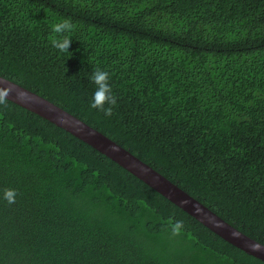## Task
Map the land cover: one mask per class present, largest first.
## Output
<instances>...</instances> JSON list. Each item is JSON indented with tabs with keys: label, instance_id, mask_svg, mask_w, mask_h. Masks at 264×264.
Returning <instances> with one entry per match:
<instances>
[{
	"label": "trees",
	"instance_id": "obj_1",
	"mask_svg": "<svg viewBox=\"0 0 264 264\" xmlns=\"http://www.w3.org/2000/svg\"><path fill=\"white\" fill-rule=\"evenodd\" d=\"M66 21L73 46L61 54L54 29ZM96 70L109 73L111 115L90 106ZM0 75L264 244V0H0ZM3 100L0 264H264L87 143Z\"/></svg>",
	"mask_w": 264,
	"mask_h": 264
},
{
	"label": "water",
	"instance_id": "obj_2",
	"mask_svg": "<svg viewBox=\"0 0 264 264\" xmlns=\"http://www.w3.org/2000/svg\"><path fill=\"white\" fill-rule=\"evenodd\" d=\"M0 96L43 117L104 154L212 232L264 261V244L248 236L103 132L40 94L0 75Z\"/></svg>",
	"mask_w": 264,
	"mask_h": 264
},
{
	"label": "clouds",
	"instance_id": "obj_3",
	"mask_svg": "<svg viewBox=\"0 0 264 264\" xmlns=\"http://www.w3.org/2000/svg\"><path fill=\"white\" fill-rule=\"evenodd\" d=\"M55 32L59 35V39L56 41L54 47L61 54H68L72 51L73 43L71 40L65 39L64 34L66 32H71L73 30V26L70 22H64L55 27ZM92 82L95 85V91L93 93L92 100L90 102V106L93 109H99L105 113V115L112 114V105H115L116 100L114 95L112 94L111 85L109 82V73L105 70H96L91 77ZM3 97H0V103H3ZM15 190L14 189H6L4 192V198L10 204L15 203ZM183 221H176L171 225L172 231L174 234H179L182 230Z\"/></svg>",
	"mask_w": 264,
	"mask_h": 264
}]
</instances>
